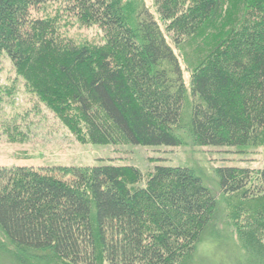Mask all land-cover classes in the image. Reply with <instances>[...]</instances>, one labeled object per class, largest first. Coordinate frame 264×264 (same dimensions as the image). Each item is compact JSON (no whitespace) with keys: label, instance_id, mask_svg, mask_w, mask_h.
<instances>
[{"label":"trees","instance_id":"trees-1","mask_svg":"<svg viewBox=\"0 0 264 264\" xmlns=\"http://www.w3.org/2000/svg\"><path fill=\"white\" fill-rule=\"evenodd\" d=\"M153 1L179 48L226 0ZM59 2L54 16L38 15ZM237 5L213 47L184 55L187 113L179 55L137 2L0 0V56L79 142L177 146L184 134L199 146L255 144L264 134V0ZM62 15L98 26L101 43L64 37ZM213 173L247 221L240 244L227 247L231 262L264 264V168ZM141 178L110 163L0 166V264H225L208 252L217 203L193 169L156 165L136 185Z\"/></svg>","mask_w":264,"mask_h":264},{"label":"rangeland","instance_id":"rangeland-1","mask_svg":"<svg viewBox=\"0 0 264 264\" xmlns=\"http://www.w3.org/2000/svg\"><path fill=\"white\" fill-rule=\"evenodd\" d=\"M129 1L146 6L164 32V25L159 19L153 0ZM59 5L60 2L48 4L38 15L54 16ZM239 12L237 0H226L220 16L205 25L193 41L185 42L179 48L174 46L171 35L164 32L168 44L176 55H179L183 80L187 87L188 99L184 110L186 113L189 112L192 99L189 94V72L184 55L186 53L193 55L195 52L193 49L199 44L205 49L213 47L229 30L233 15L237 18ZM57 22L60 33L76 44H98L102 41V32L96 25H82L75 18L66 15L59 17ZM180 139L177 146L79 142L59 118L27 89L10 60L4 54L0 56V166H92L101 163L131 165L141 172L142 178L136 183L139 186L144 185L147 174L156 165L190 167L202 179L217 203L213 226L219 237L208 252L211 255L218 251L222 263L235 264L231 262L232 255L229 256L227 247L240 244L242 227L247 225V221L243 216L240 219L235 218L236 209L230 206V199L234 197L229 195L228 199L226 195L221 194L215 182L213 169L218 166L263 169L264 134L257 143L245 146H199L184 134ZM260 235L264 241V230Z\"/></svg>","mask_w":264,"mask_h":264}]
</instances>
